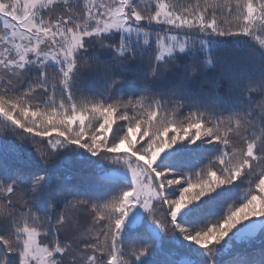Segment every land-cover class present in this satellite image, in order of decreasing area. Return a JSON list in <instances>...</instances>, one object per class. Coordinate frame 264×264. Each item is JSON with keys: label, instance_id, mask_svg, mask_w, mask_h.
I'll return each instance as SVG.
<instances>
[{"label": "snow or ice", "instance_id": "obj_1", "mask_svg": "<svg viewBox=\"0 0 264 264\" xmlns=\"http://www.w3.org/2000/svg\"><path fill=\"white\" fill-rule=\"evenodd\" d=\"M229 48L228 98L193 93ZM67 155L94 179L58 199ZM258 234L264 0H0V264H221ZM225 264H264V240Z\"/></svg>", "mask_w": 264, "mask_h": 264}, {"label": "trees", "instance_id": "obj_2", "mask_svg": "<svg viewBox=\"0 0 264 264\" xmlns=\"http://www.w3.org/2000/svg\"><path fill=\"white\" fill-rule=\"evenodd\" d=\"M179 2H184V0H179ZM96 53H100V49L97 47L93 49ZM227 54L229 60L222 61L217 67L201 70L200 73L196 76L191 77V82L189 84V88L193 93H210L216 95L220 100H226L229 96L228 91V80L226 78V72L229 67V62L231 60H235L241 64H243L245 54L235 49L229 48L227 50ZM103 58V57H102ZM147 58H145L146 60ZM189 61L187 59H182L179 61L181 65L187 64ZM133 66H135V62H133ZM182 72L183 69L177 68L174 73H169L167 80L162 85L166 88H172L177 85L180 80L182 79ZM50 75H52L50 73ZM125 83L127 86H132L134 89L138 87V82L136 81L135 77L129 73L126 76ZM89 88H94L95 85L94 81L88 80L86 82ZM157 87H161L158 85ZM253 96H258L257 93H253ZM259 102V101H257ZM255 107V105H254ZM258 111V109H256ZM4 139L11 144H14L18 149L19 153L24 157L27 158L28 154L31 151V146L25 143H22L18 138L7 135ZM12 163H16V161H10ZM49 174L56 176L59 178V184L57 186V196L58 199L63 198V189L65 185L77 186L82 191L89 188L93 179H94V171L92 168L86 165L85 162L77 159L74 156L67 155L62 156L48 168ZM79 215L85 218H88L87 213L84 211H79ZM87 221V220H86ZM261 240H264V237L258 235L254 238L252 243L246 244H237L233 246L231 252L225 254L223 257L220 258L221 264H225L226 261H229L236 253L244 254L249 250H258L261 246ZM164 246L166 249L171 248V243L168 237L164 240Z\"/></svg>", "mask_w": 264, "mask_h": 264}, {"label": "rangeland", "instance_id": "obj_3", "mask_svg": "<svg viewBox=\"0 0 264 264\" xmlns=\"http://www.w3.org/2000/svg\"><path fill=\"white\" fill-rule=\"evenodd\" d=\"M128 88H129L130 90H134V88H133L132 86H130V85L128 86ZM76 215L79 216L82 225H86V224L89 223V219H88L87 217H86V220H87V221L85 220V218H84L85 215H82V216H84V217H82V216L79 215V212H77ZM258 235H259V234H258ZM258 235H257V236H258ZM257 236H256V237H257ZM256 237H255V238H256ZM242 244H246V243H242ZM235 245H237V244H235ZM235 245H234V246H235Z\"/></svg>", "mask_w": 264, "mask_h": 264}]
</instances>
